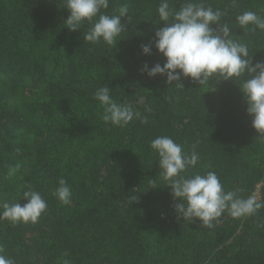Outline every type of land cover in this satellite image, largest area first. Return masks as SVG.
Returning a JSON list of instances; mask_svg holds the SVG:
<instances>
[{
	"label": "trees",
	"instance_id": "16d2710c",
	"mask_svg": "<svg viewBox=\"0 0 264 264\" xmlns=\"http://www.w3.org/2000/svg\"><path fill=\"white\" fill-rule=\"evenodd\" d=\"M194 2L223 12L220 25L248 45L251 63L264 61V30L236 21L247 11L264 17V0ZM125 3L131 19L121 18L113 47L84 41L96 17L70 31L65 0H0V211L26 203L29 189L48 205L35 224L0 220L4 254L15 264H264V206L241 217L226 210L213 228L178 218L180 200L150 148L171 137L199 156L182 175L214 171L225 192H258L264 205V135L251 127L239 84L213 78L208 88L182 77L180 89L149 77L145 63L165 62L154 47L141 54L164 26L161 0H109L103 11L116 15ZM104 86L137 113L127 126L101 119L94 93ZM61 178L72 191L67 205L53 194Z\"/></svg>",
	"mask_w": 264,
	"mask_h": 264
},
{
	"label": "clouds",
	"instance_id": "9594fccd",
	"mask_svg": "<svg viewBox=\"0 0 264 264\" xmlns=\"http://www.w3.org/2000/svg\"><path fill=\"white\" fill-rule=\"evenodd\" d=\"M65 2L69 15L64 22L70 31L80 30L86 21L92 22L94 17L97 18L83 35L84 41L93 44L102 41L115 47L120 40L118 37L125 32L121 18L127 16L129 21L131 19L126 3L119 7L118 14L108 15L103 10L108 9L109 0ZM157 13L158 20L164 26L154 32L153 42L141 45V54L151 55L154 47L165 62L162 65L155 63L150 68L145 63L141 71L149 77L164 76L166 84L173 85L176 82L174 86L180 89H183V84L178 82L182 77L208 88L213 78L238 83L247 104L246 112L252 117L251 127L257 134L264 135V61L254 65L251 63V59H248V45L233 38L228 24L220 25L224 13L194 0H187L179 8L170 7L168 0H161ZM236 21L241 28L249 31L264 30V17L252 11L238 15ZM246 73L251 79L242 81ZM94 99L103 108L101 119L105 123L125 127L137 115L130 104L117 103L110 95L108 86L97 89ZM146 122V119L142 120V123ZM150 148L158 157L160 175L169 181L167 185L171 187L173 199L180 200L174 205L178 218L189 222L195 218L201 226L213 228V221H218L226 210L232 217H241L251 215L264 206L257 202L254 194L245 199L234 191L225 192L214 171L205 175H182L197 165L199 156L195 152L186 154L183 146L171 137L154 138ZM14 171L11 170L10 174ZM58 185L53 194L62 204H69L72 197L70 186L63 178L58 181ZM21 198L26 201L23 205L16 202L2 206L0 220L12 223L38 222L47 209V201L39 192L31 189L24 191ZM136 199L135 196L128 198L129 202ZM0 264H15L14 260L4 254L2 245ZM63 264H69V261L64 260Z\"/></svg>",
	"mask_w": 264,
	"mask_h": 264
},
{
	"label": "rangeland",
	"instance_id": "374dc122",
	"mask_svg": "<svg viewBox=\"0 0 264 264\" xmlns=\"http://www.w3.org/2000/svg\"><path fill=\"white\" fill-rule=\"evenodd\" d=\"M255 196L258 197V192H256Z\"/></svg>",
	"mask_w": 264,
	"mask_h": 264
}]
</instances>
